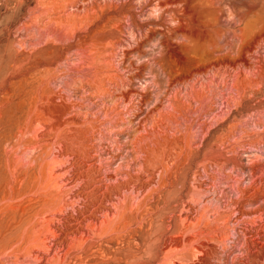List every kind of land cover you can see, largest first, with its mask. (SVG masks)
<instances>
[{
  "label": "rangeland",
  "instance_id": "1",
  "mask_svg": "<svg viewBox=\"0 0 264 264\" xmlns=\"http://www.w3.org/2000/svg\"><path fill=\"white\" fill-rule=\"evenodd\" d=\"M0 264H264V0H0Z\"/></svg>",
  "mask_w": 264,
  "mask_h": 264
},
{
  "label": "bare ground",
  "instance_id": "2",
  "mask_svg": "<svg viewBox=\"0 0 264 264\" xmlns=\"http://www.w3.org/2000/svg\"><path fill=\"white\" fill-rule=\"evenodd\" d=\"M194 250V249H193Z\"/></svg>",
  "mask_w": 264,
  "mask_h": 264
}]
</instances>
